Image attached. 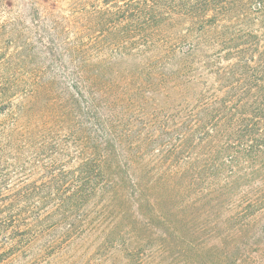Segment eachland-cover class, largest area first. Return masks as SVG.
Listing matches in <instances>:
<instances>
[{
	"label": "trees",
	"instance_id": "trees-1",
	"mask_svg": "<svg viewBox=\"0 0 264 264\" xmlns=\"http://www.w3.org/2000/svg\"><path fill=\"white\" fill-rule=\"evenodd\" d=\"M26 3L33 28L0 0V263L117 218L159 221L177 264H264L262 37L221 41L237 59L224 90L150 111L164 29L205 25L212 0Z\"/></svg>",
	"mask_w": 264,
	"mask_h": 264
},
{
	"label": "rangeland",
	"instance_id": "rangeland-1",
	"mask_svg": "<svg viewBox=\"0 0 264 264\" xmlns=\"http://www.w3.org/2000/svg\"><path fill=\"white\" fill-rule=\"evenodd\" d=\"M12 1L14 7L9 17L22 16L26 26L33 28L36 14L30 9V3H26L29 0ZM66 1L33 0V3L41 15H46L53 3L57 5L55 9L58 13H64L62 9L66 8ZM229 1L230 4L225 7ZM204 15L205 25L182 21L164 29L168 37V59H163L158 65L157 73L163 75L166 84H160L147 94L148 110L171 112L178 105L196 104L201 94L208 91L224 90V79L232 77L230 71L237 59L229 56L221 41L240 34L258 35L264 41V8L260 9L254 0H212ZM203 31L209 35L206 41L201 40ZM217 36H221L219 40ZM13 49L9 53L12 54ZM113 60H116L114 63L121 62L120 58ZM124 66H129V63ZM27 100L29 107H39L46 102L44 97ZM27 118L22 116L19 124L23 125ZM4 119L0 117V121ZM141 224L148 226L147 229ZM160 224L157 220L139 219L134 222L114 218L102 221L97 224V229H92L88 223L86 232L69 236L57 234L53 239L58 244L45 253L36 247L28 254L19 252L9 259L5 258L0 264H177L159 249L160 241L165 237L158 227ZM135 227L141 229L135 230ZM53 239L46 240V243Z\"/></svg>",
	"mask_w": 264,
	"mask_h": 264
}]
</instances>
